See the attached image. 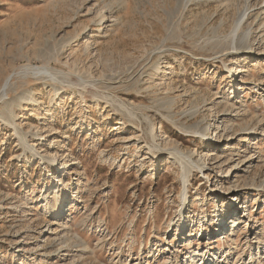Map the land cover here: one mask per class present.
Segmentation results:
<instances>
[{"label":"rangeland","instance_id":"obj_1","mask_svg":"<svg viewBox=\"0 0 264 264\" xmlns=\"http://www.w3.org/2000/svg\"><path fill=\"white\" fill-rule=\"evenodd\" d=\"M245 1L233 0L226 8L214 0L191 1L180 29L168 35V20L175 19L179 0H0V90L12 76L16 87L10 97L33 94L36 102L23 100L15 109V119L29 143L54 160L53 165L27 161L10 126L0 121V264H134L141 258L148 264H161L165 240L185 256L186 242L174 238L180 169L165 153L148 152L149 131L155 132L157 142L170 136L182 151L207 152L206 163L213 164L211 154L223 151L227 140H220L219 148L204 146L197 133L182 130L179 123L203 120L208 124L210 114L227 120L230 111V115L237 112L224 111L223 98L228 94L230 102L242 103L249 111L234 120L235 130L245 122L255 126V120H250L252 111L264 116V84L260 95L250 83L251 79L264 81V43L255 29L262 0ZM245 8L250 14L239 32L253 28L250 43L255 51L244 63L249 70L236 75L242 55L220 62L213 59L209 46L199 48L198 44L205 45L214 28L220 36L228 35L238 10ZM50 49L59 51L57 60L39 56L40 51ZM23 54L32 66L50 68L56 80L45 78L47 74L41 75L43 79L32 73L24 79L16 76L29 64ZM257 61L261 66L255 65ZM233 84L240 87L236 97L230 93ZM165 96L176 97L172 108L179 123L167 119L164 108L158 106L157 101ZM193 100L200 105L220 103L208 111L200 109L197 118L180 114ZM125 108L134 116L127 115ZM208 134L214 136L212 130ZM261 134L239 142L240 131L230 135V142L238 144L235 150L254 153L253 163L244 165L247 172L240 166L235 173L243 185L242 200L235 192L226 194L232 189L225 181L211 192L216 184L211 170L207 171L209 182L195 172L189 185L185 215L196 220L204 215V223L214 218L217 208L233 204L229 198L238 197L235 204L246 209L236 237L241 250L247 249V240H255L259 224L264 223V191L256 195L254 187H248L264 179V166L258 165L261 153L264 158ZM63 162L67 169L58 173ZM56 175L64 178L70 191L63 202L60 226L43 214L41 201V194H48V187L56 183ZM196 194L202 201H194ZM193 229L195 248L197 227ZM217 233L208 237L213 252L220 245ZM74 237L84 241L87 250L73 246ZM65 240L69 247L60 248ZM202 247L205 251V243ZM233 255L228 264L236 260ZM261 257L264 264V253Z\"/></svg>","mask_w":264,"mask_h":264},{"label":"bare ground","instance_id":"obj_2","mask_svg":"<svg viewBox=\"0 0 264 264\" xmlns=\"http://www.w3.org/2000/svg\"><path fill=\"white\" fill-rule=\"evenodd\" d=\"M179 1L181 2V4L179 5L180 8H177L176 10L177 15L175 19L168 20V27L170 31L168 32V35L172 34V32H174L175 30L180 29L182 18L184 16L185 11L188 8L187 5L189 2L191 3V1L194 0H179ZM199 1L200 0H198V2ZM214 1H216L219 6L226 8L230 5V3L233 0H214ZM245 2L247 4L249 0H246ZM249 14L250 11H248L247 8L243 10L239 9L238 14L236 16V20L234 21V25L231 31L228 33V35L220 36L216 32V28H214L213 33L215 34L212 33V36L210 38H207L205 45L198 44L199 48H205L206 46H209L208 50L212 51V55H214L213 59L219 60L220 62H224L225 59L232 60V58L240 57V55H242L241 57L243 58H239V60L237 59L238 65H236V69H237L235 73L236 75H240V74L242 75V73L247 72L249 70L246 68V65L244 63H246L247 60L249 59L250 56L248 55L253 54V52L255 51L251 46L252 44L250 43V38L252 36L251 29L253 28L248 26L245 30L239 32L242 22L246 21V18ZM255 19L258 20V25L255 28L256 32H259L258 38L262 43H264V0L261 1L260 9L259 12L256 14ZM205 21L206 20H203V24H202L203 26L206 23ZM221 24L222 22L218 26H220ZM184 25L186 27L188 26L187 23H185ZM170 26L174 27L173 31L172 29H170ZM58 55H59V51L56 49L53 50L50 49L49 51L48 50L40 51L39 54V56L41 57L43 56L44 58L48 59V61L49 59L54 61L57 60ZM22 56L29 62V64L23 66L22 69L19 72H17L16 76L24 79L25 77L28 76V74L32 73L30 74L31 76H36L38 78L43 79L44 76L41 75L47 74L45 78H49L50 80H56L55 74L51 72L50 68H48L47 66L34 67L30 64L31 60L26 54H23ZM260 64H261L260 61L255 62V65L261 66ZM227 70L230 72L229 67H227ZM14 74L15 73H13V75ZM141 74L142 73H140V75ZM240 78L243 77L241 76ZM251 80L252 81L250 83L253 84L251 88H255V91L261 95L262 89L260 88V85H263L264 81L261 80L259 82H256L254 79ZM239 82H237V84H239ZM15 87L16 85L12 83V76L11 77L8 76L4 80V84L2 85L0 90V121L3 122L6 126H10V128L12 129L13 134L19 141L23 158L27 159V161L34 159V160H39L40 162L42 161L43 163L46 162L48 165H53L54 160L51 157L42 155L35 148L34 144L29 143L28 134L22 129L19 122H17V120L15 119L16 118L15 109L20 108L22 106L23 100L36 102V99L33 97V94L29 92L16 94L10 97V94L12 92L13 93L15 92ZM231 87H233V90L230 93H233V95L235 96L240 87L234 84L231 85ZM54 91L56 92L54 95H57V89L55 86H54ZM228 95L227 96L225 95L226 97L223 98L224 111L232 110L237 112H235L233 115H230L231 113L230 111L227 120L221 119L218 115L210 114L208 115L210 116L209 117L210 120L208 119L209 120L208 124H204L203 120H200L194 124H189V125L182 122L179 123L178 122L179 119L175 118L177 113H175L172 108L174 103L176 102V97L165 96L157 101L158 106H162L164 108L165 112L163 113V115L167 119L173 121L174 124L178 122L179 123L178 126H180L182 130L189 131L192 133H197L199 135V140H201L204 146L207 147L213 146L212 148H217V147L219 148L220 140L222 141L227 140L226 142L223 143L224 144L223 151L216 150L214 153L211 154L214 155L212 159H214L215 161L213 164H209L208 162L206 163V160H208L207 152L202 154L200 153L199 155L197 154L196 150L194 151L190 150L187 152L182 151V149L172 141L170 136H164L162 142L161 141L157 142L155 132L152 129L149 131L151 143L147 144L148 152H150L154 156L159 155L163 152L168 156V158L169 157L173 158L174 161L178 164V167L180 169L179 176H180V181L182 183V188L179 193L180 208L178 210V217L175 225L176 233L174 234V238H179V241L186 242L187 248L184 253L185 256L182 258L178 254V250H175L173 248L172 241L165 240L166 241L164 244L165 256L161 260V264H228L229 256H231V253L232 255L233 254L237 255L236 260L233 261V264H237V263L262 264L260 262V258H262L261 257L262 253H264V223L263 222L259 224L260 226L255 232V236H253L255 240L254 241H250L251 239H249V241L247 240L246 250L239 249L236 241V237L238 236V233L240 231V223L244 218L242 215V211L246 209L243 207L244 205L242 204L240 206L235 204L236 201L238 200V197H240L242 200V196H243V192H242L243 185L237 179L235 173L236 171H240V166L244 167L245 164L250 166L253 163L254 153L251 152L250 150L247 151L246 149L242 150L240 153L238 150H235L237 149L236 145L238 144L231 143L230 141L233 140L234 135L236 136L239 134V131L241 138L236 139L237 142L246 141L248 137L252 135L254 136V134L259 135L261 132H262L261 135H264V128L261 127L264 124V116L256 115L255 112L252 111V113L250 114V118H251L250 120L252 121L255 120L256 122L255 126L250 127L249 123L245 122L242 124H237L238 128L235 130L234 120H236V118L239 117L240 118L245 117L246 113L249 114V111H247V109L245 110L244 105L242 103L239 104V106H236L235 103L230 102L231 99ZM237 101L238 100H236L235 102ZM219 103H209V104L200 105L199 103L195 102V100H193L191 102V105L187 109L183 110L180 114L189 118H197L198 114L200 113V109L204 108V111H208L211 110V107L215 108L216 106H218ZM239 109L243 111L242 114L238 112L240 111ZM125 112L129 116H134L132 110H128L125 108ZM129 121L132 122L131 120ZM209 130H212V132H214V136L208 134ZM257 131H259V134ZM34 135L37 136V134ZM221 137L223 139H220ZM214 143H216V145H214ZM228 150L230 151L225 154L224 152ZM262 156L263 154L261 153L259 156L260 159L258 160V165L260 164L264 166V158H262ZM66 169H67V164L66 162H63L62 168L59 169L57 172L60 173L61 171H64ZM208 170L214 172L213 177H216V181H215L216 184H214L215 185L214 188H211V192L216 191V185L218 186L219 184H222L225 181L229 184V187H231L232 189L227 191L226 194H229L230 192L232 193L235 192V195H237L238 197L234 198L235 197L234 195L232 196V199L229 198V200H231L233 204L228 205L227 208L224 210L217 208L216 215L214 216V218L210 219L211 221L209 223L208 222L204 223V219L201 220V218H203L204 215L200 216L199 220H196L195 218L192 219L190 218V216L185 215L186 212L185 210L187 209L190 201L189 185L194 179L195 174L201 173L204 176L206 182H209L210 173H207ZM242 170L243 172L244 171L247 172V166L242 168ZM63 179L64 178H61V176H57L56 183L54 185L52 184L51 187H48V190L50 192L44 196L43 194H41V199H42L41 201L44 202L42 206L43 214L53 217V219H55L53 224L57 226L63 225L64 223V220H61L64 216L63 210L65 208V206H63V202H65L67 196H68L67 198H69L70 196V191L67 189V186L65 185V181ZM60 185H62L63 187L60 188ZM248 187H251L252 189L254 187V189L257 191L255 193L256 195H258L260 194V192L264 191V179L259 184L250 183ZM74 198H76V195L73 196L72 200H74ZM194 201L198 203L202 201V198L198 194H196ZM71 203L72 201L70 202V204ZM242 203L244 204L245 202ZM238 204H240V201L238 202ZM252 208L253 206L250 207L251 210ZM236 210H238L236 214L237 215L239 214V223L237 220V215L234 216ZM251 210H249L248 212V214L250 215H251ZM67 211H69V208H67ZM248 220L251 221V218L249 217ZM194 226L197 227L195 248L194 246L191 245L194 242V240L192 239ZM216 232H218L216 236H219L217 241H219L220 245H218L216 251L213 252V249L215 248H213V245L209 243L210 240L209 238H212L214 234H216ZM67 239L68 238H66V240ZM66 240L62 243V246L60 248H63V246H65V248L69 247V243L66 242ZM72 240L75 243V245L73 246L79 247L84 251L87 250L88 245L85 244L84 241L82 242L81 240L75 237L72 238ZM204 243H205V251H202L204 247V246L202 247V245H204ZM252 243L256 244V246L252 247ZM254 249L255 251L257 249V252H255ZM247 250L250 252L248 254H244V252H246ZM129 253L131 254V252ZM244 255L247 256L243 259ZM246 258L248 259V261L244 262ZM118 263L123 264L122 261H118ZM141 263L148 264L149 262L142 261L141 258L137 263L134 264H141Z\"/></svg>","mask_w":264,"mask_h":264}]
</instances>
